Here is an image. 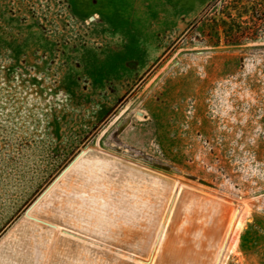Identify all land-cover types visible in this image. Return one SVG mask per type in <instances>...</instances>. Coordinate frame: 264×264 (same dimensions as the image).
Listing matches in <instances>:
<instances>
[{"label": "rangeland", "instance_id": "1", "mask_svg": "<svg viewBox=\"0 0 264 264\" xmlns=\"http://www.w3.org/2000/svg\"><path fill=\"white\" fill-rule=\"evenodd\" d=\"M242 212L264 264V0H0V264H220Z\"/></svg>", "mask_w": 264, "mask_h": 264}, {"label": "bare ground", "instance_id": "2", "mask_svg": "<svg viewBox=\"0 0 264 264\" xmlns=\"http://www.w3.org/2000/svg\"><path fill=\"white\" fill-rule=\"evenodd\" d=\"M180 187V186H179ZM181 189V188H180ZM178 191H180V190H178ZM170 211V210H169ZM243 214V212L242 213H239V215H238V219L236 220V222H235V224L233 225L234 227L232 228V231H231V233H230V235H229V238H228V241H227V244H226V246L222 249V253H221V260H220V264H228V259H229V257H230V253L231 252H233V250L235 249L234 247H235V245H236V243H237V239H238V235H239V232H240V230H241V228H242V226H243V224H244V218L243 217H245V215L243 216L242 215ZM170 216H171V214H170ZM169 216V217H170ZM167 220V219H166ZM168 224V223H167ZM167 224L165 225V228H164V230H163V236H162V238L164 239V237H165V235H167L166 234V231H167ZM214 226V225H213ZM212 226V227H213ZM212 227H210V230H211V228ZM216 229V228H215ZM162 234V233H161ZM159 238V237H158ZM208 239H209V237H208ZM215 238H213L212 239V241H216V240H214ZM160 240V239H159ZM160 243H161V241H160ZM212 243H214V242H212ZM141 262V261H140Z\"/></svg>", "mask_w": 264, "mask_h": 264}, {"label": "crops", "instance_id": "3", "mask_svg": "<svg viewBox=\"0 0 264 264\" xmlns=\"http://www.w3.org/2000/svg\"><path fill=\"white\" fill-rule=\"evenodd\" d=\"M198 2L200 1V0H197Z\"/></svg>", "mask_w": 264, "mask_h": 264}]
</instances>
